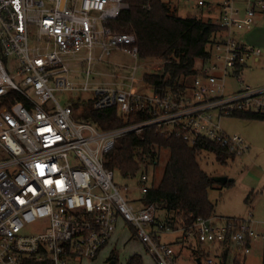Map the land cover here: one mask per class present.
<instances>
[{
	"label": "built area",
	"instance_id": "1",
	"mask_svg": "<svg viewBox=\"0 0 264 264\" xmlns=\"http://www.w3.org/2000/svg\"><path fill=\"white\" fill-rule=\"evenodd\" d=\"M184 1L209 12L218 8L215 20L208 19L220 30L209 45L211 56L195 62L191 86L161 95L144 77L161 74L166 61L141 59L135 35L108 24L129 8L128 0H0V264L93 261L120 224L153 264H178L161 239L166 234L206 244L205 264L223 261L225 250V264L242 262L252 241L264 245L250 212L217 223L197 217L189 226L171 224L154 204L134 205L123 195L128 186L115 183L104 165L118 138L149 130L188 145L205 138L236 158L249 149L222 129L220 119L264 115V86L244 85L239 75L262 51L237 35L264 12V0ZM113 52L132 63L110 60ZM227 76L242 82L239 89L225 92ZM55 91L90 92V111L115 108L126 118H145L101 130L75 117V102L61 105ZM150 182L141 172V194Z\"/></svg>",
	"mask_w": 264,
	"mask_h": 264
},
{
	"label": "trees",
	"instance_id": "2",
	"mask_svg": "<svg viewBox=\"0 0 264 264\" xmlns=\"http://www.w3.org/2000/svg\"><path fill=\"white\" fill-rule=\"evenodd\" d=\"M128 3L129 8L109 21V26L114 31L135 35L141 59L166 61L162 64L161 74L144 77L147 84L161 95L168 91L183 92L196 76L193 69L195 62L211 56L209 45L220 30L219 25L210 19L179 17L168 0H128ZM231 117L264 120L262 114L246 112ZM142 118L145 116L126 118L111 108L91 110L86 119L99 129L108 130ZM163 153L166 160L161 175L157 179L153 172L151 182L140 198L141 203L145 206L154 204L163 209L165 220L183 227L191 225L197 217L215 216V204L210 201L208 191L216 185L229 186L233 180L224 184L216 182L200 162L212 156L223 166L234 161L236 156L210 140L198 138L194 144L188 145L181 137L161 135L154 130L141 136L125 135L116 140L114 148L106 155L104 165L118 171L122 177L131 178L142 165L146 168L158 164ZM205 248L206 244L196 245L191 252L200 261L206 256ZM226 256L227 250L223 252V261L215 264H225ZM109 258L113 259V255ZM124 264H142V257L139 254L130 255ZM233 264H243V261L235 260Z\"/></svg>",
	"mask_w": 264,
	"mask_h": 264
},
{
	"label": "rangeland",
	"instance_id": "3",
	"mask_svg": "<svg viewBox=\"0 0 264 264\" xmlns=\"http://www.w3.org/2000/svg\"><path fill=\"white\" fill-rule=\"evenodd\" d=\"M176 7V13L179 17H198L202 19L215 20L218 8L212 11H207L205 8H198L194 1L186 2L184 0H169ZM214 12V13H213ZM240 39L253 47L262 51V55L257 62L249 61L240 72V78L244 85L251 88L264 86V15L256 18L253 26L247 31L239 33ZM110 60H119L124 63H132V60L121 52H113L108 56ZM142 63V61H140ZM251 67V68H250ZM69 80H73L69 76ZM233 76H227L224 85L225 92L229 93L239 89L241 83ZM54 96L61 105L75 102V117L88 118L90 107L89 102L91 97L90 92H75V91H55ZM73 104V105H74ZM222 129L228 134H237L242 137L248 144L249 149L234 161H231L223 166L219 165L212 156L204 158L200 164L203 169L214 177L225 176L231 178L233 183L229 186L216 185L215 188L209 189L208 197L215 204V214L219 216H238L247 218L248 213L252 214L256 230L264 229V120L242 119L238 117H222L220 119ZM166 160V154L163 153L158 164L155 166L148 165L147 169H142L131 178L122 177L120 173L114 170V181L120 185H127L128 189L123 192V195L128 199L140 200L142 194L138 188V179L141 172L146 171L148 180L152 178V171L155 172L158 179L161 175L163 165ZM160 213H164L160 209ZM160 216V217H164ZM128 234V236H127ZM173 234L163 235V241H171ZM115 244L105 247L102 253L93 261L85 260L83 264H124L128 254L135 252L141 255L142 264H152L146 256L143 247L132 235L131 231L120 238L119 243L115 240ZM175 250L178 264H205L204 259L198 263L190 248L185 246L182 248L175 241L170 243ZM263 243L256 240L250 253L244 258L243 264H261ZM206 249V248H205ZM215 247L210 251L214 252ZM112 251L113 259L108 255ZM108 257V258H107Z\"/></svg>",
	"mask_w": 264,
	"mask_h": 264
},
{
	"label": "crops",
	"instance_id": "4",
	"mask_svg": "<svg viewBox=\"0 0 264 264\" xmlns=\"http://www.w3.org/2000/svg\"><path fill=\"white\" fill-rule=\"evenodd\" d=\"M174 6V5H173ZM175 8L177 7L178 8V6H174ZM260 15H264V12H262V11H258V12H256V15H255V21H256V18L258 17V16H260ZM255 23V22H254ZM240 33V32H239ZM239 33L237 34L238 35V38L240 39V37H239ZM240 41H242L241 39H240ZM243 42V41H242ZM244 43V42H243ZM259 59V58H258ZM258 59L255 61L254 60V62H257L258 61ZM246 67H249L248 65L246 66ZM245 68V67H244ZM251 68V67H250ZM130 201H132L133 203H134V205H136V206H140V205H142V203H141V201L139 200V198L138 199H135V200H131V199H129ZM160 216H163V214L164 213H158ZM232 218V217H235V218H240V217H238V216H235V215H233V216H219V215H215V216H213L212 217V219H213V221L214 222H220V221H222V220H224V219H226V218ZM241 218H243V217H241ZM254 224H256V221H255V223ZM256 226L254 225V228H255ZM256 229V228H255ZM258 231V230H257ZM264 231V229L263 228H260V231L259 232H263ZM128 232V230H127V228H126V230H125V228L120 224V225H118V227H117V229H116V231H115V233H114V235H113V237H112V239L110 240V243L108 244V246H112L113 245V243L115 244L116 242H115V240L119 243V241H120V238L121 237H123V235L125 234V233H127ZM174 236H173V239L171 240V241H165V242H167V243H171L172 241L174 242L175 241V243L177 242V244H179L182 248H184L185 246H188L189 248H190V250L192 251L193 250V247H195L196 246V242L193 240V239H191V240H188V241H185L183 238H181V236H180V234H173ZM127 236H128V234H127ZM162 240H164L163 238H161ZM182 242V243H181ZM254 243H255V240L254 241H252V243H251V248L253 247V245H254ZM108 246H106V247H108ZM172 246V245H171ZM141 247H142V245H141ZM263 248H262V257L264 258V245L262 246ZM110 254H112V251L108 254V255H110ZM133 254H136L135 252H133V253H130V254H128L127 255V257L126 258H128L130 255H133ZM145 254H146V252H145ZM111 256V255H110ZM146 256L149 258V260L151 261V263L153 264V262H152V260L150 259V257L146 254ZM178 257V256H177ZM196 257V256H195ZM108 258V257H107ZM196 260H197V257H196ZM198 261V260H197ZM264 262V259L262 260V263ZM198 263H199V261H198ZM244 263V262H243ZM261 263V264H262Z\"/></svg>",
	"mask_w": 264,
	"mask_h": 264
},
{
	"label": "water",
	"instance_id": "5",
	"mask_svg": "<svg viewBox=\"0 0 264 264\" xmlns=\"http://www.w3.org/2000/svg\"><path fill=\"white\" fill-rule=\"evenodd\" d=\"M216 182H219V183H226L227 181H231L232 179L231 178H227L225 176H217V177H214L213 178Z\"/></svg>",
	"mask_w": 264,
	"mask_h": 264
},
{
	"label": "bare ground",
	"instance_id": "6",
	"mask_svg": "<svg viewBox=\"0 0 264 264\" xmlns=\"http://www.w3.org/2000/svg\"><path fill=\"white\" fill-rule=\"evenodd\" d=\"M253 114V113H252Z\"/></svg>",
	"mask_w": 264,
	"mask_h": 264
}]
</instances>
